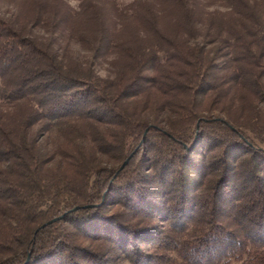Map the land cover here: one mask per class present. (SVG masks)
Returning <instances> with one entry per match:
<instances>
[{
    "label": "trees",
    "instance_id": "1",
    "mask_svg": "<svg viewBox=\"0 0 264 264\" xmlns=\"http://www.w3.org/2000/svg\"><path fill=\"white\" fill-rule=\"evenodd\" d=\"M7 1L0 264H264V0Z\"/></svg>",
    "mask_w": 264,
    "mask_h": 264
},
{
    "label": "rangeland",
    "instance_id": "2",
    "mask_svg": "<svg viewBox=\"0 0 264 264\" xmlns=\"http://www.w3.org/2000/svg\"><path fill=\"white\" fill-rule=\"evenodd\" d=\"M66 1L74 8H78L79 3L81 2V0H66ZM117 1L122 3V4H126V3L130 2L131 0H117ZM212 7H215V6H212ZM9 9H11L10 3L7 0H0V13H2V12L4 13V12L8 11ZM70 47H71L70 49H72V50H70V52L73 53V55L84 57L83 55H86V53H87L85 50H83L77 44H71ZM95 69L102 76L107 75L109 72L107 70L106 64L96 63ZM259 106L264 109V101H260ZM256 142L260 145L261 148L264 149V142L263 143H261L259 141H256ZM122 264H129V261L128 260H122ZM231 264H240V262L232 260Z\"/></svg>",
    "mask_w": 264,
    "mask_h": 264
},
{
    "label": "water",
    "instance_id": "3",
    "mask_svg": "<svg viewBox=\"0 0 264 264\" xmlns=\"http://www.w3.org/2000/svg\"><path fill=\"white\" fill-rule=\"evenodd\" d=\"M132 154H133V153H130V155H128V157H127V158L121 163V165L119 166V169H118V170L122 169V168L126 165V163H127L128 160L130 159V157H131ZM76 208H78V206L75 207L74 209H76ZM60 217H61V216L56 217V218H53V219H51V220H49V221L43 223L40 227H43V226H45L46 224H48V223H50V222H52V221H54V220H56V219H58V218H60Z\"/></svg>",
    "mask_w": 264,
    "mask_h": 264
}]
</instances>
